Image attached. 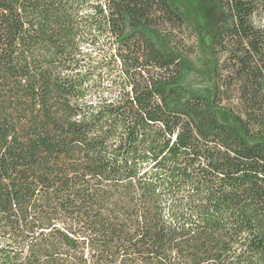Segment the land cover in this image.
<instances>
[{"label": "trees", "instance_id": "trees-1", "mask_svg": "<svg viewBox=\"0 0 264 264\" xmlns=\"http://www.w3.org/2000/svg\"><path fill=\"white\" fill-rule=\"evenodd\" d=\"M216 7L0 0V264H264V0Z\"/></svg>", "mask_w": 264, "mask_h": 264}, {"label": "rangeland", "instance_id": "rangeland-1", "mask_svg": "<svg viewBox=\"0 0 264 264\" xmlns=\"http://www.w3.org/2000/svg\"><path fill=\"white\" fill-rule=\"evenodd\" d=\"M190 21L192 26L196 29L200 40L204 45L209 38L210 21L215 16L217 7L216 0H170ZM257 24H264V18L258 19ZM204 47V46H203ZM204 49V48H203ZM207 57L205 53H200L199 63L203 64ZM218 119L221 122L228 123L229 120L225 114L218 111Z\"/></svg>", "mask_w": 264, "mask_h": 264}]
</instances>
